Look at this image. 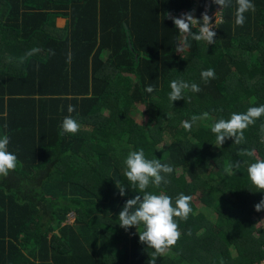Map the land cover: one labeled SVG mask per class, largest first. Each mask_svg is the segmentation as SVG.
Returning a JSON list of instances; mask_svg holds the SVG:
<instances>
[{"label": "trees", "instance_id": "obj_1", "mask_svg": "<svg viewBox=\"0 0 264 264\" xmlns=\"http://www.w3.org/2000/svg\"><path fill=\"white\" fill-rule=\"evenodd\" d=\"M252 2L243 26L232 0L217 13L215 44L189 38L177 53L183 37L167 16L194 9L200 18L210 0H0V138L10 137L19 161L0 176V264H262L264 228L252 216L264 211L254 208L264 192L247 169L264 159V117L240 145L216 147L211 132L217 120L264 104V0ZM209 68L215 78L205 83ZM178 79L201 91L172 103ZM136 104L145 124L134 119ZM69 105L81 127L61 135ZM205 112L190 132L182 127ZM141 148L174 169L169 184L148 191L199 202L192 198L186 221L174 218L181 236L162 255L135 227L119 226L126 200L143 195L124 163Z\"/></svg>", "mask_w": 264, "mask_h": 264}, {"label": "clouds", "instance_id": "obj_2", "mask_svg": "<svg viewBox=\"0 0 264 264\" xmlns=\"http://www.w3.org/2000/svg\"><path fill=\"white\" fill-rule=\"evenodd\" d=\"M211 4L219 6L216 15L222 9L232 6V0H210ZM235 24L243 26L245 23V13L255 11V4L252 0H236ZM195 10L181 13L178 17L169 14L168 19L172 20L175 28L179 31L183 39L177 45V53L185 48L190 47V41H203L208 45L215 44L216 32L212 30L216 26L213 19L208 15V8L201 13V17L194 15ZM195 28V32L192 30ZM39 49H33L28 55L38 52ZM201 78L207 83L210 79L215 78V71L209 68L201 72ZM169 100L173 103L185 99V92L201 91L200 87L195 83H188L182 79L172 80L170 82ZM148 93H152L155 89L152 85H148L145 89ZM69 115L65 116L61 124V135L65 133L76 134L80 130V124L71 115L75 112V106L69 105L67 109ZM264 117V104L249 107L246 112H233L229 119H219L211 126V132L215 134L216 147H222L226 139L234 140V144L240 145L245 143L244 132L250 126L255 125L257 120ZM209 119V113L205 112L201 115H193L190 120L182 121V127L186 131H191L197 121ZM6 127V125H5ZM260 131L264 134V123L260 125ZM264 142V135H262ZM10 137L4 135L0 138V176L7 177L11 170H15L18 166L17 156L10 152L8 145ZM244 155L249 157L254 153L251 150L245 151ZM126 165L125 176L131 182L133 187L139 189L143 195H136L134 198L127 199L118 214L119 226L125 231L135 227L139 235V241L146 245L147 248L154 250L155 255L164 254L171 246H174L181 236L178 222L174 218L187 220L192 212L190 202L192 197L184 193L178 194L173 200L172 197L164 194H155L148 191L149 187L160 188L161 185L170 183L168 177L173 173L174 169L168 163H161L160 159H147L144 150L141 148L128 154L124 161ZM241 163L234 161L230 168L236 172L239 171ZM248 177L252 184L259 192H264V159H257L251 163L247 169ZM117 182H115L116 185ZM117 187V186H116ZM119 194L125 196L124 187H117ZM255 211L264 210V198H262L254 206ZM142 226L143 230L138 231Z\"/></svg>", "mask_w": 264, "mask_h": 264}, {"label": "rangeland", "instance_id": "obj_3", "mask_svg": "<svg viewBox=\"0 0 264 264\" xmlns=\"http://www.w3.org/2000/svg\"><path fill=\"white\" fill-rule=\"evenodd\" d=\"M206 6H207V8L209 10L208 15L210 17H212L213 24H215L218 21V15H216V20H215V13L219 10V8L215 7L213 4H210V3L209 4H205V8H206ZM194 15H195V12H194ZM56 22L57 21H55V23ZM58 24H61V22L59 21ZM214 28L212 30H214ZM180 39H182L181 35H180ZM135 107H136V109L138 111V114H135L134 119L138 123L145 124L147 122V118H146V116L144 114V106L142 104H136ZM254 154L257 155L256 152H254ZM192 198L194 199L195 203L198 205L199 202L197 200V197H192ZM252 218H253L254 226H255L256 230H259L261 228H264V211L260 215H257V216H254L253 215ZM73 221H74V217L72 215H69L67 217L66 224L67 225H71V224H73Z\"/></svg>", "mask_w": 264, "mask_h": 264}, {"label": "crops", "instance_id": "obj_4", "mask_svg": "<svg viewBox=\"0 0 264 264\" xmlns=\"http://www.w3.org/2000/svg\"><path fill=\"white\" fill-rule=\"evenodd\" d=\"M56 21H57V22H56V26H57V27H62V26L64 25V20H63V19H61V18H57ZM59 21L61 22V24H58Z\"/></svg>", "mask_w": 264, "mask_h": 264}, {"label": "built area", "instance_id": "obj_5", "mask_svg": "<svg viewBox=\"0 0 264 264\" xmlns=\"http://www.w3.org/2000/svg\"><path fill=\"white\" fill-rule=\"evenodd\" d=\"M209 11V10H208ZM181 13H186V12H184V11H182V12H179L177 15H175V16H179ZM263 250H264V248H263ZM262 264H264V261L262 262Z\"/></svg>", "mask_w": 264, "mask_h": 264}]
</instances>
